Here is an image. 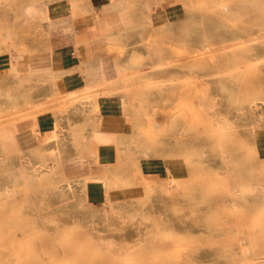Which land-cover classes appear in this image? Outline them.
<instances>
[{"label": "rangeland", "instance_id": "1", "mask_svg": "<svg viewBox=\"0 0 264 264\" xmlns=\"http://www.w3.org/2000/svg\"><path fill=\"white\" fill-rule=\"evenodd\" d=\"M16 2L0 0L7 10L0 52L18 31L10 20H20L19 12L8 11ZM135 5L150 12L176 5L181 14L169 13L180 18L157 26L147 12L110 50L130 58L113 62L114 78L103 61L101 76L91 73L93 99L119 93L128 102L118 162L95 177L74 178L62 163L69 156L30 150L17 172L0 171V264H264V128L256 116L264 107V0H129ZM121 16L131 24L128 12ZM210 98L219 114L206 107ZM26 111L23 119L37 115ZM87 118L98 121L94 111ZM72 119L66 116L65 124ZM82 123L81 163L97 167L93 140L105 145L116 138ZM0 140L13 158L21 154L5 131ZM28 159L43 169L40 177ZM161 162L163 173L147 171ZM95 181L104 188L88 199ZM116 203L137 218H114ZM106 214L119 237L116 250L106 244ZM246 244L257 253L246 256Z\"/></svg>", "mask_w": 264, "mask_h": 264}, {"label": "crops", "instance_id": "2", "mask_svg": "<svg viewBox=\"0 0 264 264\" xmlns=\"http://www.w3.org/2000/svg\"><path fill=\"white\" fill-rule=\"evenodd\" d=\"M28 6L33 8L25 14ZM5 11L0 8V23ZM8 11H18L21 19L10 20V28L18 31L11 38L10 48L0 52V133L5 131L10 135L21 154L13 158V150H3L0 140V171L17 172L18 161L24 160L27 152L33 150L58 158L69 156L70 159L62 160V163L74 178L83 174L95 177L102 173L99 169L119 160L120 135L127 125L125 108L129 106L119 93L102 94L93 99L96 85L91 73L98 72L101 76L100 61H103L106 76L114 78L113 62L130 58L129 55L122 58L110 50L122 44V38L130 37L131 30L142 24L150 11L144 6L130 8L129 0H17ZM126 12L130 14L131 24L129 20L125 25L121 14ZM173 12L181 14L178 6L170 5L153 8L149 16L155 25L161 26L180 18L176 15L168 17ZM142 37L145 39L146 35ZM97 61V65L91 67ZM124 83L125 80L120 89ZM83 101L88 103L84 112H77ZM66 103L69 104L68 112L66 109L60 111ZM8 106L13 109L5 111ZM26 110H35L36 117L23 119ZM93 111L98 121L89 122L87 115L91 116ZM66 116L73 118L69 126L65 124ZM15 120L14 125L8 126ZM82 122L91 125L88 131L94 132L93 125L97 124L116 138L114 143L105 145L93 140L97 167L96 164L81 163L80 158L84 156L82 133L87 130L82 128ZM72 139L78 143H73ZM148 167L151 168L145 166ZM97 168L94 173L90 172ZM165 168L161 162L147 171L160 174ZM102 188V183H90L88 199L94 198Z\"/></svg>", "mask_w": 264, "mask_h": 264}, {"label": "bare ground", "instance_id": "3", "mask_svg": "<svg viewBox=\"0 0 264 264\" xmlns=\"http://www.w3.org/2000/svg\"><path fill=\"white\" fill-rule=\"evenodd\" d=\"M47 20H48V18H47ZM95 24H97V23H95ZM216 81H218V80H216ZM216 86H218V84H216ZM78 106H79V109H77L76 111L77 112H84L87 104H79ZM206 107L209 108L210 109V112L213 113V114H219L221 112V110H220L221 107L215 106L212 103V99L211 98L208 100V102L206 104ZM224 107H227V106H223L222 109ZM256 116H257V120L261 121L262 126L264 128V107L263 108H259V109L256 110ZM68 136H69V134L66 133V137L67 138H68ZM260 144L262 145L261 147L263 148V151H264V136L260 139ZM212 162L213 161H211V163ZM28 168H30L31 170H33V174L36 177H40L43 174V172H44L41 167L40 168H37V169H33L32 166H31V163L29 161H28ZM78 192H79V197L82 200L83 199V192L81 190L78 191ZM2 193H3L4 196H8L9 190H4ZM137 209H139V206L138 205H137ZM107 216L108 215L106 214L105 215V218L102 219V221H103L102 222V229L105 231V238H106V244H107V246L109 248H111L112 250H116L117 249V246H118V243H119V237L113 231V228L110 225V223H108ZM113 217L114 218L126 217V218H128V220L130 222H133L137 218V214L132 209H129L128 207L124 206L122 203H116V204L113 205ZM132 234H133V232L131 233V235ZM138 239H140V237H138ZM244 252H246V256L250 257V256L256 254L257 253V250L255 248H253L251 245H247L246 244V246L244 248Z\"/></svg>", "mask_w": 264, "mask_h": 264}]
</instances>
